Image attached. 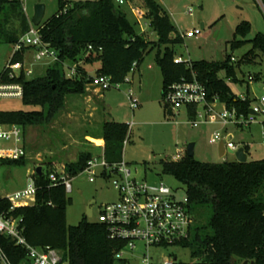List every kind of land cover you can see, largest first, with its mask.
<instances>
[{
	"label": "trees",
	"instance_id": "trees-1",
	"mask_svg": "<svg viewBox=\"0 0 264 264\" xmlns=\"http://www.w3.org/2000/svg\"><path fill=\"white\" fill-rule=\"evenodd\" d=\"M137 1L156 35L154 41L137 33L126 14L115 9L111 0H59L58 10L38 28L43 41L58 51L60 60L50 63L45 74L35 78L22 72L19 77L8 79L5 67L0 73L1 81L22 85L23 104L40 106L43 110H0V124H14L24 131L31 125L50 123L64 108L68 95L85 91L89 81L85 65L99 62L96 74L109 76L112 83H121L132 64L136 62L138 68L144 56L154 49L163 78L162 94L173 82L195 78L204 85L207 101L217 96L226 107L247 113L250 100L236 97L225 81H237L232 56L220 61L174 63V46L182 42L181 34L157 0ZM259 1L264 9V0ZM30 26L21 0H0V42L16 44ZM250 30L251 24L241 21L235 28V36L245 37ZM244 42L234 38L231 47ZM250 42L252 48L239 63L254 62L256 51L264 54V32L257 33ZM26 48L29 47L16 51L11 62L23 61ZM80 60L77 75L65 77L64 63ZM164 109L166 116L173 114L166 106ZM194 112L192 106L188 116L193 117ZM128 131L129 125L124 122L112 120L101 124L96 137L104 140L103 155L108 163L122 161ZM244 149L248 152L247 145ZM91 158V152H81L76 162L65 166V172L72 177L78 175ZM23 159L1 160L0 164L19 166ZM161 169L185 186L194 221L184 245L191 249L193 258L214 264L243 261L264 264V158L244 163L236 160L212 163L185 154L177 161L162 160ZM51 170L44 174L42 168V174L35 173L33 177L35 203L11 213L22 219L28 243L56 249L68 264H114V253L122 243L109 239L105 227L98 222L83 218L77 225L67 224L70 199L63 185L54 186L49 181L47 175ZM8 204L0 198V211L6 210ZM199 215L200 222L196 219ZM4 243L7 253L17 262L23 252L9 241Z\"/></svg>",
	"mask_w": 264,
	"mask_h": 264
},
{
	"label": "rangeland",
	"instance_id": "rangeland-1",
	"mask_svg": "<svg viewBox=\"0 0 264 264\" xmlns=\"http://www.w3.org/2000/svg\"><path fill=\"white\" fill-rule=\"evenodd\" d=\"M28 20L32 24V16L36 0H21ZM73 1V0H70ZM115 9L126 14L137 33H144L150 40H156L155 33L146 19L136 17L132 6L139 5L137 0H111ZM170 16L179 33L201 29L198 36L184 37L180 44L174 46L176 56L185 62L199 60L220 61L226 56L235 58L237 81L225 79L231 92L236 97L245 96L254 100L264 86V54L256 51L254 62L239 61L251 48V39L257 33L264 32V9L259 0H158ZM45 5L44 24L57 10L59 0H40ZM191 11V14L189 13ZM139 21V23L137 22ZM241 21L251 24L250 32L245 36H235V28ZM146 23V24H145ZM201 23L203 28H201ZM144 30V32H143ZM236 39L246 40L240 46L231 47ZM15 44L0 42V73L12 60ZM25 66L32 74L29 78L45 74L49 61H35L34 50H24ZM156 49L147 53L135 71H130L124 81L106 90L85 87L82 94L68 95L64 108L58 112L50 123L37 124L23 131V140L27 155L19 166L0 164V194L12 193L24 188L34 177L38 166L44 174L50 169H64L69 163L77 161L81 152H91L95 157L102 156V148L92 139H97L104 121L124 122L129 125L126 142L123 146L122 160L131 170V177L149 184L164 183L177 191L178 198L185 197V186L173 176L164 174L161 169L162 160H171L188 143L194 142V158L201 162L220 163L235 159L226 152L219 155L218 143L209 142L214 131L225 129L218 123L201 125L193 128L189 125V117L183 112L169 119L165 114L163 102V78L155 61ZM70 64L69 62H66ZM99 62L86 65L90 75H95ZM223 76V73H219ZM249 76L253 80H249ZM138 101V107H131V99ZM216 104V109H221ZM0 110L41 111L40 106L25 105L20 99L0 100ZM226 130L232 132V141L238 147L248 145L249 160L264 158V117L257 116L249 125H227ZM113 179L96 177L94 182L88 180L84 172L71 178L72 190L67 194L70 204L66 209L68 225H77L83 218L89 222H98L99 211L104 203L118 199ZM91 204L92 214L87 215V207ZM200 222V215L196 217ZM152 259H163L170 255L177 256L180 262L192 260L191 249L184 246H170L167 250L158 251L146 248L137 243L133 254L134 264H140L144 253ZM126 258L132 257L125 253ZM240 262L239 264H242Z\"/></svg>",
	"mask_w": 264,
	"mask_h": 264
},
{
	"label": "built area",
	"instance_id": "built-area-1",
	"mask_svg": "<svg viewBox=\"0 0 264 264\" xmlns=\"http://www.w3.org/2000/svg\"><path fill=\"white\" fill-rule=\"evenodd\" d=\"M122 3V0H119ZM191 13V11H189ZM143 13L138 12V17ZM201 29L189 30L185 37H195L200 35ZM15 51L23 47L34 50L35 61L47 60L50 63L59 61L58 51L44 42L40 35L38 26L31 25L29 31L24 34L14 45ZM91 47L89 46V49ZM235 61L234 57H231ZM174 63H190L183 61L181 56H174ZM79 61L64 63L65 77L73 78L77 75ZM137 63L134 62L130 71H135ZM24 73L26 77L32 74L30 68L25 66L24 61L9 62L5 66V76L14 79ZM87 87L98 90H106L113 85L118 87V83H112L109 76L95 74L89 75ZM249 80H253L249 76ZM22 85L18 82H3L0 80V100L22 98ZM131 107H138V101L131 95ZM245 100V96L240 97ZM164 105L173 114L183 112L188 116V111L195 106L193 117H189L188 123L191 127L197 128L205 124H220L225 131H214L210 137L211 144L223 142L224 155L228 150H236L232 141V132L226 130L227 125L242 126L249 125L256 121L257 116L264 117V86L261 94L251 100L247 113L239 112L235 107L228 108L220 103L217 96L212 101H207V92L204 85L193 78L192 80L181 79L168 85L163 93ZM220 103L221 109H216V104ZM250 110L252 112H250ZM126 142V140H125ZM124 142V143H125ZM264 143V141H263ZM102 156H92L86 163L82 172L87 174L88 180L94 182L96 177L103 179H113L112 183L118 191V199L114 202L101 205L98 223L102 224L109 239L117 240L122 246L114 253V264H134L133 254L136 251L137 243L141 242L146 248L155 250H167L170 246H184L190 238L193 226V215L189 207L185 194L183 199L177 197V191L172 190L164 183L149 184L131 177V170L122 160L113 164L106 161ZM186 154V146L177 152L176 157L181 159ZM27 155L23 140L22 129L14 124H0V161L18 160ZM52 185L61 184L65 187V192L72 190L71 178L64 169H52L47 175ZM36 185L31 178L28 184L12 193L0 194L1 199H5L9 204L6 210L0 211V264H68L62 258V254L56 249L46 247H36L28 243L23 235L22 219L11 214L16 208L30 206L35 203ZM5 240L20 249L23 254L17 262L11 258L5 249ZM125 253L132 257L126 258ZM140 264H214L203 262L192 257L191 261L180 262L175 255L159 259H152L147 252L144 253Z\"/></svg>",
	"mask_w": 264,
	"mask_h": 264
},
{
	"label": "water",
	"instance_id": "water-1",
	"mask_svg": "<svg viewBox=\"0 0 264 264\" xmlns=\"http://www.w3.org/2000/svg\"><path fill=\"white\" fill-rule=\"evenodd\" d=\"M36 4L34 5V10H33V16H32V24L34 26H38L44 16V10H45V5L43 3L40 2V0H36ZM250 112H252L250 110ZM194 147H195V143L194 142H190L186 145V155L189 157H194ZM218 150H219V155L223 156L225 149H224V145L223 142H219L218 144ZM227 152L231 153L234 155L235 160L237 162H247V154L245 152L244 147H238L236 150H228ZM35 173L38 175L42 174V167L38 166L35 170ZM93 203V201H91L87 207V215L90 216L92 214L91 211V204ZM242 264H254L253 262H247V261H243Z\"/></svg>",
	"mask_w": 264,
	"mask_h": 264
},
{
	"label": "crops",
	"instance_id": "crops-1",
	"mask_svg": "<svg viewBox=\"0 0 264 264\" xmlns=\"http://www.w3.org/2000/svg\"><path fill=\"white\" fill-rule=\"evenodd\" d=\"M158 1V0H157ZM159 2V1H158ZM160 3V2H159ZM161 4V3H160ZM131 7H132V11H135V13H136V17H137V19L139 20L140 18H144V19H146L145 18V16H144V9H142L141 7H139L138 5H134V6H132L131 5ZM163 7V6H162ZM138 12H140V13H143V16L142 17H138ZM191 14V13H190ZM137 20V22L139 23V21ZM146 21H147V24L149 25V22H148V20L146 19ZM146 24V23H145ZM174 25V24H173ZM175 27V26H174ZM201 28H203V24L201 23ZM143 32H144V30H143ZM144 34V33H143ZM181 34V36H182V40H183V38L185 37V34H183V33H180ZM147 37V36H146ZM187 38H192V37H187ZM148 39V38H147ZM148 40H150V39H148ZM151 41H154V40H151ZM176 56V55H175ZM24 61V60H23ZM79 64H82V61L80 60L79 61ZM86 66V65H85ZM99 67V66H98ZM139 67V66H138ZM98 69V68H97ZM137 69V68H136ZM96 74V73H95ZM90 75V74H89ZM163 95V94H162ZM175 115L176 114H172V115H168L167 117L169 118V119H171L172 117H175ZM205 125H207V124H205ZM92 141H94L96 144H98V147L99 146H101V145H104V140L102 139V138H97V139H92ZM248 146V145H247ZM244 147V146H243ZM179 151V150H178ZM181 151V150H180ZM246 152V151H245ZM248 153H249V149H248V152H246V154H247V160H249L248 159ZM93 156V155H92ZM184 155H182V157H183ZM181 157V158H182ZM172 159L171 160H173V161H177V160H179L180 158L179 157H176V156H173V157H171ZM233 160H235V159H233Z\"/></svg>",
	"mask_w": 264,
	"mask_h": 264
}]
</instances>
